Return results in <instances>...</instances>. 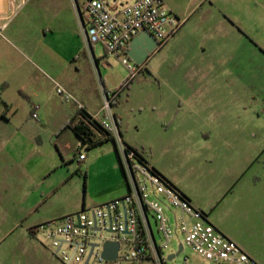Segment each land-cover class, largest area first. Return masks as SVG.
Returning a JSON list of instances; mask_svg holds the SVG:
<instances>
[{"label":"crops","instance_id":"obj_1","mask_svg":"<svg viewBox=\"0 0 264 264\" xmlns=\"http://www.w3.org/2000/svg\"><path fill=\"white\" fill-rule=\"evenodd\" d=\"M64 1L67 4L70 23L64 18L63 28L60 27L59 50L51 49L50 43L43 39L28 48L52 76V91L56 92L55 82L58 83L70 92L88 113L96 114L102 105V94L95 80L99 62L88 57L80 62L89 69L91 84L73 78L71 69L73 66L77 67L80 57L67 47L65 36L70 34L72 25L76 30L74 22L76 23L78 15L74 1ZM163 2L179 18L185 19L182 26L190 23L192 33L201 35L206 57L202 56L198 66L188 73V85L182 90L174 91V99H164L151 105L157 115L152 124V131L162 141L156 145L151 144L149 158L145 159L184 194L195 209L205 213L207 220L223 235L238 244L259 264H264V260L258 259V254L254 253L251 247L224 226L225 220L237 218L243 222L241 226L248 227L249 236L255 237L249 209L245 208L240 212L238 208L235 212L226 215L223 213V206L230 199L248 200L242 192L241 181L248 164L247 156L240 155L241 146L237 145L231 149L233 156L223 155V166L217 168L215 164L220 150L213 145L216 140L223 141V144L229 140L230 133L225 132L224 122L239 112L231 111L230 106H235L236 110L246 106L247 99L243 97H246L249 89L247 83L242 80L248 79L249 73L254 75V69L242 66L243 52H250L255 57L264 56V0ZM9 6L8 13L0 14L1 18L8 19L4 32L16 22L24 7L21 4ZM24 21V18L18 21L14 30L12 29L13 32L10 31L12 35L22 34L16 30H21L19 25L22 26ZM80 28L82 32L81 24ZM201 28H204L202 32L199 30ZM18 36L16 39H20ZM47 36L45 34L44 38ZM144 37L142 45L136 51L138 54L151 43L149 36ZM84 42L87 45L85 38ZM44 47L48 50H43ZM159 47L158 42V46L147 60ZM129 50L130 45L126 57L137 67V73L125 89H128L129 84L147 65L146 60L141 66H137L129 57ZM252 88L255 90L253 93L259 97L256 105L258 110L255 113L257 117H262L264 97L258 96L257 89ZM123 91L114 104L113 113L119 121L123 141L134 147L122 131L123 127L127 126L121 111L120 97ZM58 97H49L40 100L38 104L30 105V116L23 119V125L19 128L11 125L16 116L0 114V142L3 146L1 150L7 151L3 160L6 165L15 167V171L11 170L10 173L18 177L20 195L24 203L23 215L24 219L28 220L25 225L26 233L22 238L25 253L23 257L26 258L22 262L24 264H60L50 256L48 249L37 243L39 235L32 236L30 229L62 218L65 214H73V210L81 202L82 183V209L119 199L124 197L127 191L111 142H104L88 150L81 146L80 140L72 130L62 131L64 125L76 116L78 108L75 103L65 102ZM4 104L10 108L12 106L6 101ZM36 106L38 109H35ZM96 134L100 136L98 132ZM241 135L236 137L239 142H242L244 137H239ZM84 149L87 152H83ZM80 154L85 156L83 161H79ZM209 175L213 176L212 183L209 181ZM100 177L106 178V184L98 187L95 192L91 191L93 180ZM70 200L72 208L60 211V207L69 204Z\"/></svg>","mask_w":264,"mask_h":264},{"label":"rangeland","instance_id":"obj_2","mask_svg":"<svg viewBox=\"0 0 264 264\" xmlns=\"http://www.w3.org/2000/svg\"><path fill=\"white\" fill-rule=\"evenodd\" d=\"M18 4L24 6L20 16L17 17L11 28L4 32L5 38L0 39V114L16 116L17 121L14 120L11 125L19 128L23 125V119L30 116V105L38 104L40 100L49 97L59 98L56 92L52 91L50 81L52 76L46 67L32 55L28 46H33L43 39L50 43L51 49L59 50L60 27L63 28L64 18L68 23L70 20L64 0H0V14L8 13L9 5ZM23 18L25 19L23 25H19L21 30H16L22 34L18 36L17 33L20 39H16L17 36L12 35L11 32L18 21ZM76 20V23L74 22L76 30L72 25L70 34L65 36L67 47L80 57L77 67L73 66L71 69L73 78L91 84L89 69L80 62L85 57L95 58L99 62L96 67L95 80L100 91H102L103 85L107 91L119 89L130 76L125 61L115 57H106L101 45L96 44L92 48L87 46L78 17ZM189 26L190 23L182 26L179 31L164 42L149 57L146 68L129 84L128 89L121 93V111L123 121L127 124L125 128L123 127V134L129 138L135 148L143 153L145 158H149L151 144L156 145L157 142L162 141L152 131V124L157 115L151 105L164 99H174V91L182 90L188 85L190 82L188 73L198 66L202 56L206 57L205 48H203L205 44L201 42V35L193 34ZM203 29L199 30L202 32ZM45 30L46 33H44ZM45 34L48 35L46 38H44ZM62 45L65 46L63 42ZM43 50L48 49L44 47ZM242 62L244 68L254 69V75L249 73L248 79L242 80L243 83H247L249 89L246 97H243V99H247L246 106L239 110H236L235 106H230L231 111L239 112L224 122L225 132L230 133L228 142L223 144V141L216 140L213 143L220 150V152L218 151L220 156L215 165L217 168L223 166L222 156L232 157L231 149L237 145L241 146L240 155L247 156L248 164L241 181L242 192L246 194L248 200L246 201L245 198L230 199L223 206V213L226 215L235 212L238 208L240 212L245 208L249 209L254 224L255 237L249 236L248 227L241 226L243 222L237 218L225 220L224 226L237 234L244 244L251 247L254 253L258 254V259L264 260V235H262L264 227V114L262 117H257V113H255L258 110L256 105L259 97L253 93L255 90L252 88L257 89L258 96L263 95L264 97V56L255 57L250 52L244 51ZM131 64L134 69L137 68L133 63ZM229 64L231 65V62ZM222 81L225 82L224 79ZM5 101L12 105V109L10 106H5ZM239 134L244 136L243 138L242 135L239 136L242 138V142L236 139ZM1 147L3 146L0 142V264H24L22 262L26 258L23 257L25 253L22 238L26 233L25 225L28 220L24 219L23 215L24 203L20 195L21 187L18 185V177L10 173L11 170L15 171V167L5 164L3 158L7 151L4 152ZM83 152H87L86 149ZM218 163L220 164L218 165ZM208 177L212 183L213 176L209 175ZM105 179V177L94 179L91 191L95 192L98 187L106 184ZM83 191L82 183L81 202L73 210L74 213L82 211ZM86 205L89 206L88 203ZM71 206L70 200L69 204L60 207V211H66L72 208ZM169 215L173 221V216L179 217L181 212L176 209ZM151 223L156 232L152 218ZM105 236L109 237L106 233ZM159 239L160 237L157 235V240ZM37 240L38 244L49 250L50 256L60 264H65L61 261L60 256L55 254V250L45 237L39 236ZM90 241L96 244L101 243L96 238H92ZM180 242L177 237H173L165 254L168 256L174 253ZM185 257H189L192 264L198 261L196 254L186 247L174 260L167 261V264H186ZM89 264L109 263H98L95 258H92ZM112 264L130 263L116 261Z\"/></svg>","mask_w":264,"mask_h":264},{"label":"built area","instance_id":"obj_3","mask_svg":"<svg viewBox=\"0 0 264 264\" xmlns=\"http://www.w3.org/2000/svg\"><path fill=\"white\" fill-rule=\"evenodd\" d=\"M73 1L87 45H101L106 57L123 59L130 76L117 90L107 91L102 86V105L96 114L88 113L70 92L55 82L56 94L65 102L75 103L78 110L87 113L115 139L127 193L103 205L83 208L81 212L41 224L33 229L34 234L45 237L65 264H85L91 244L95 246L87 264L92 258L98 263L105 262L102 250L106 242L118 243L116 261L130 264H167L186 247L196 254L195 264H259L210 223L174 185L156 174L150 164H143L123 141L116 123L114 104L137 73L126 57L130 43L139 33L147 31L163 44L182 27L185 19L173 13L163 0ZM7 23L8 19L0 17V38H5ZM78 158L83 161L85 156L80 154ZM176 209L181 215H174L172 221L169 213ZM173 237L181 242L167 256L165 251ZM92 238L101 243H92ZM184 262L192 264L189 257Z\"/></svg>","mask_w":264,"mask_h":264},{"label":"trees","instance_id":"obj_4","mask_svg":"<svg viewBox=\"0 0 264 264\" xmlns=\"http://www.w3.org/2000/svg\"><path fill=\"white\" fill-rule=\"evenodd\" d=\"M159 45L161 46L162 44H159ZM79 116H82L83 119H80L77 122V119ZM115 119H116V123H117L118 128H119L120 124H119V121H118L116 116H115ZM66 129L72 130L73 133L76 135V137H78V139L80 140L81 146L86 147L88 150H91V149L103 144L104 142H111L114 146V149H115V152H116V155L118 158L120 170L122 172V175H123V178L125 181L124 170H123L121 162H120V158H119L115 139L111 135H109L107 132H105L99 126V124L97 122L93 121L87 113H85L84 111L78 110L76 116L64 125V127L62 128V131L66 130ZM95 131L98 132V134L100 136H97ZM120 135L122 137L121 131H120ZM129 147L137 153L140 161L143 164H149L147 162V160L145 159V157L139 153V150L137 148L131 147V146H129ZM153 171L156 174L162 176L155 168H153ZM162 177L164 178V176H162ZM164 179L166 181H168L166 178H164ZM168 182L170 184H172L170 181H168ZM125 184H126V181H125ZM126 187H127V184H126ZM204 215H206V214L204 213ZM33 229H30V234L32 236H34Z\"/></svg>","mask_w":264,"mask_h":264},{"label":"water","instance_id":"obj_5","mask_svg":"<svg viewBox=\"0 0 264 264\" xmlns=\"http://www.w3.org/2000/svg\"><path fill=\"white\" fill-rule=\"evenodd\" d=\"M145 35L149 36V38L151 39V43L148 46H146V48H143L141 54H138L136 51H137L138 47H140L142 45V42L145 39V37H144ZM157 46H158V42L156 41L155 37L147 31H142L141 33H139L138 36H136L132 40V42L130 44V50L128 52V55L131 58V60L137 66H141L147 60L148 56L156 49ZM136 54L138 55L137 57H136ZM94 246H95V244H91V249L89 251V254H88V257H87L85 264L88 263L91 255H92ZM118 250H119V244L118 243L106 242L103 245V250H102L103 260L109 264L114 263L117 260Z\"/></svg>","mask_w":264,"mask_h":264}]
</instances>
